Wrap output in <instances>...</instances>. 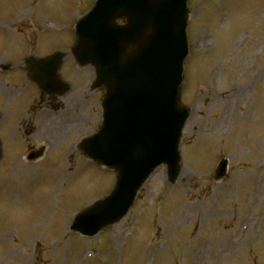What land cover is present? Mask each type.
I'll use <instances>...</instances> for the list:
<instances>
[{
  "label": "rangeland",
  "instance_id": "rangeland-1",
  "mask_svg": "<svg viewBox=\"0 0 264 264\" xmlns=\"http://www.w3.org/2000/svg\"><path fill=\"white\" fill-rule=\"evenodd\" d=\"M94 2L0 0V65L19 61V51L21 60L68 52ZM187 6L182 102L191 113L178 182L156 170L128 215L92 240L68 231L114 184L75 147L100 121V95L87 87L92 71L67 56L59 75L71 89L55 113L38 117L36 87L14 69L0 72V264H264V0ZM27 146L47 152L29 163ZM224 158L227 176L215 182Z\"/></svg>",
  "mask_w": 264,
  "mask_h": 264
},
{
  "label": "water",
  "instance_id": "water-1",
  "mask_svg": "<svg viewBox=\"0 0 264 264\" xmlns=\"http://www.w3.org/2000/svg\"><path fill=\"white\" fill-rule=\"evenodd\" d=\"M187 20L186 0H98L78 23L75 61L94 68L93 89L105 90L101 127L79 149L117 176L110 196L78 214L71 231L92 237L118 223L160 165L169 183L177 180L189 114L180 105ZM62 58L37 61L31 77L56 80ZM226 165L220 163L216 180L224 178Z\"/></svg>",
  "mask_w": 264,
  "mask_h": 264
},
{
  "label": "flooded vegetation",
  "instance_id": "flooded-vegetation-1",
  "mask_svg": "<svg viewBox=\"0 0 264 264\" xmlns=\"http://www.w3.org/2000/svg\"><path fill=\"white\" fill-rule=\"evenodd\" d=\"M46 98H47L46 100H47L49 103H50L51 100H54V99H55L54 97H46Z\"/></svg>",
  "mask_w": 264,
  "mask_h": 264
},
{
  "label": "clouds",
  "instance_id": "clouds-1",
  "mask_svg": "<svg viewBox=\"0 0 264 264\" xmlns=\"http://www.w3.org/2000/svg\"><path fill=\"white\" fill-rule=\"evenodd\" d=\"M150 31V30H149Z\"/></svg>",
  "mask_w": 264,
  "mask_h": 264
}]
</instances>
